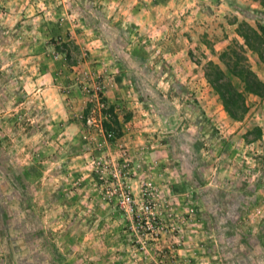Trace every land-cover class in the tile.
<instances>
[{"label":"rangeland","instance_id":"rangeland-1","mask_svg":"<svg viewBox=\"0 0 264 264\" xmlns=\"http://www.w3.org/2000/svg\"><path fill=\"white\" fill-rule=\"evenodd\" d=\"M97 1L0 0V264H264V92L242 95L246 110L233 119L209 84L215 75L210 65L226 75L222 52L244 46L237 31L243 22H253L242 11L259 4L180 0L190 12L201 6L206 26L183 12L175 16L176 30L169 33L186 41L179 44L183 51L174 68L170 51L161 50L162 36L148 46L141 43L143 33L127 24L116 33L120 41L105 52L136 67L145 62L141 78H126L127 90L140 98L109 104L103 93L111 85L110 73L84 62L93 53L83 37L98 36L88 26L103 13ZM156 1L166 2H142L153 7ZM238 58L264 85V48L258 57L244 46ZM43 81L59 86L65 104L57 118L49 112ZM98 83L104 85L98 100L100 113L107 114L102 128L111 132L108 140L96 138L85 124ZM72 88L83 96L75 105L69 101ZM160 102L167 104L163 113L167 106L174 110L168 119L154 115ZM136 107L140 122L156 124L159 141L196 126L187 132L201 147L191 158L202 172L178 162V147L177 161L169 166L144 156L134 163L121 144L111 147L121 134L118 119ZM71 121L81 128L76 142L64 129ZM122 152L131 166L126 186L135 216L118 207L120 180L110 176ZM225 225L232 227L228 234Z\"/></svg>","mask_w":264,"mask_h":264},{"label":"crops","instance_id":"crops-1","mask_svg":"<svg viewBox=\"0 0 264 264\" xmlns=\"http://www.w3.org/2000/svg\"><path fill=\"white\" fill-rule=\"evenodd\" d=\"M142 1L146 0H99L97 1V4H100L102 6L103 13H97L96 14V20L97 22L95 24H86L88 28L92 31L95 36L93 38L89 37V35L86 32H81V36L88 35L89 38H84L86 40V43H84L86 46H90L91 53H93V56H91V59H87L85 64L89 63V66L95 70L101 72L102 69L105 70V72L110 73V77H108V81L111 83V85L108 86V88L104 91L103 96L104 99L109 103H115L118 100L124 102L125 100H130L132 102V98L134 96L140 98L139 94H132L127 90L126 86H128V82H126V78H131L133 82L136 79L141 78L142 74H144L143 70L145 69V62L142 60L139 63V67L133 66L132 62L130 64L123 62L122 60H119L118 58L115 60H112L108 58V54L105 52V47L108 46V48H111L113 45H116L118 41H120L118 38H116V33H123L122 30L125 28V26H128L133 31H138L139 34L143 33L144 38H140L142 41L141 43H145L148 46H151L150 44H153L154 38L159 39L157 35L162 36V42H166V46L161 47V50L164 51H170L168 52V57H170V65L172 68L179 65V61L176 59V55H178V51L182 52L183 48L179 47V44L183 43V41H186V37H183L182 34H172V37L170 35V31H175L173 27H176V17L180 13H184V15L188 18H193L195 20H200L196 24H203V21L206 20L204 18L203 8L199 7L194 10V12H190L187 10V8H184L182 6V2L180 3V0H165L166 2L157 3V5H154L153 7L149 4H145ZM173 1L180 4V6L176 7L175 5L171 4ZM184 3V2H183ZM130 6V8H128ZM113 11L106 10V8H110ZM119 8L120 11L114 12L116 8ZM182 7V8H181ZM174 8H181L180 10H174ZM157 9V10H156ZM201 9V12H200ZM193 10V9H191ZM156 11L162 12V15L160 17H157ZM190 14V15H188ZM178 17V16H177ZM174 21V23H173ZM191 21V20H189ZM187 22V21H186ZM107 26L108 32L111 30L113 31L112 34L106 35L104 26ZM186 27H184V31L187 30L189 27L186 24H183ZM127 26V27H128ZM188 26V27H187ZM206 25H202L200 28L205 27ZM123 28V29H122ZM167 28V29H166ZM124 31V30H123ZM127 32V31H125ZM181 33V32H180ZM107 39V43L105 42ZM184 39V40H183ZM178 43L175 45L174 43ZM106 44V45H105ZM146 45V46H147ZM144 47V49L146 48ZM152 47V46H151ZM114 51H120L118 48H113ZM181 54V53H180ZM133 58V56H131ZM90 61V62H89ZM134 68V69H132ZM54 68L53 70H55ZM180 70L179 68H177ZM51 71V70H49ZM129 72L131 75L129 77L127 73ZM104 74L103 72H101ZM51 77V76H50ZM44 80L46 78H43ZM46 82L43 81V84ZM52 83L50 78V84ZM42 84V85H43ZM47 86L42 88L43 92L45 93L47 97V102H49V107L51 105V110L49 111L52 115L53 119L59 117V109L60 105H64L62 101L60 102L59 99H63L62 95L59 93V86L56 87H49L48 83H46ZM53 85V84H52ZM71 85V82L68 83V86ZM48 88V89H47ZM83 99V96L80 94L79 91L74 90L73 88L70 90L69 95V101L73 105H75L76 100ZM160 102V107L156 106L157 113H154L155 116L164 117L165 119H168V116H172L173 109L169 106L168 112L161 111L163 107L167 105L166 102ZM71 108V107H70ZM131 109V108H130ZM172 109V110H171ZM114 111L116 113V108H114ZM170 112V113H169ZM126 118L125 119H118V128L117 131H119L121 134L119 137L116 138V140L112 143H110L111 147H115L114 144H121L122 147H125V151L130 155L132 161L138 162L140 158L144 156L146 159V162L149 161H155L159 166H163V164H169L176 162L177 160L174 159L176 155H174V151H176L177 147L180 149L179 152L180 158L178 162L182 164L183 160H185L187 163H189L187 170L191 172L193 171V168L195 171L198 172L200 169L202 172V166L198 167L197 163L191 158L192 156H195L197 154V150L201 147L200 145L194 146L192 144L191 135L190 132L192 129L196 126L189 125L188 128L185 127V134H179L178 136H171L173 134H170L169 138H174L170 141L161 140V136L158 134H155L156 124L149 123L144 124V122H140L138 120L139 115L142 114L141 110L136 107L133 110H130L129 112H126ZM116 115V114H115ZM66 116V114H64ZM131 116V119H130ZM222 116V113H220V117ZM157 119V118H156ZM56 121H59V119H55ZM169 121V120H168ZM75 122L71 121V124L68 127H65V131L68 132V137L73 139V142H76L79 140V137L82 133H80V136L78 137L80 126L77 124H74ZM117 127V126H116ZM183 127V126H182ZM176 130V129H175ZM174 130V132H175ZM75 131H78L75 132ZM149 131H152L149 133ZM152 133V134H151ZM175 135V134H174ZM95 137H102L100 133L95 132ZM72 142V143H73ZM87 147V145H86ZM199 149V150H200ZM177 150V151H178ZM114 152V149H111V153ZM147 152V156L145 153ZM146 156V157H145ZM73 159V158H71ZM191 159V160H190ZM75 161V160H74ZM191 162V163H190ZM186 169V167H185ZM228 223V222H227ZM225 224V223H224ZM225 229L223 230V234H228L230 229L229 225H225ZM228 228V229H227Z\"/></svg>","mask_w":264,"mask_h":264},{"label":"trees","instance_id":"trees-1","mask_svg":"<svg viewBox=\"0 0 264 264\" xmlns=\"http://www.w3.org/2000/svg\"><path fill=\"white\" fill-rule=\"evenodd\" d=\"M254 1L259 4V9L246 7V10L242 11L243 18L252 21L253 26L243 22L240 28L244 32L242 33L238 30L237 33L242 38L243 45L260 57L264 48V0ZM244 46H240L239 49L230 47L222 52L220 61H223L226 75L216 65L209 64L215 73L209 84L217 94L226 113L233 119H238L237 113H243L246 110L243 107L244 100L242 95L253 94L260 96L264 92V85L248 67L242 65L238 58L239 51Z\"/></svg>","mask_w":264,"mask_h":264},{"label":"built area","instance_id":"built-area-1","mask_svg":"<svg viewBox=\"0 0 264 264\" xmlns=\"http://www.w3.org/2000/svg\"><path fill=\"white\" fill-rule=\"evenodd\" d=\"M104 87L102 83L94 84L92 87V97L95 100V106L90 109L88 115L85 118V124L95 132L100 133L104 140H108L111 137V132H105L102 128V120L106 119L107 114H101L100 109L103 108V104L99 102L98 96L102 93L101 89ZM125 154H120V162L116 168L112 169L110 176L115 180H120V186L118 190V207L123 211L125 215L135 216V207L132 201V196L126 186V177L130 174V164L127 159L123 158ZM141 209L147 210L148 206L144 205Z\"/></svg>","mask_w":264,"mask_h":264}]
</instances>
